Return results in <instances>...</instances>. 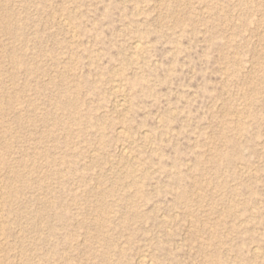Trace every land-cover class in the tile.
Listing matches in <instances>:
<instances>
[{
  "label": "rangeland",
  "instance_id": "1",
  "mask_svg": "<svg viewBox=\"0 0 264 264\" xmlns=\"http://www.w3.org/2000/svg\"><path fill=\"white\" fill-rule=\"evenodd\" d=\"M0 264H264V0H0Z\"/></svg>",
  "mask_w": 264,
  "mask_h": 264
},
{
  "label": "bare ground",
  "instance_id": "2",
  "mask_svg": "<svg viewBox=\"0 0 264 264\" xmlns=\"http://www.w3.org/2000/svg\"><path fill=\"white\" fill-rule=\"evenodd\" d=\"M7 27V26H6ZM16 30V29H15ZM134 48L136 49V50H139L140 49V45H139V43L138 44H135V46H134ZM121 133H123V130H121L120 131ZM2 236V235H1ZM2 242V241H1ZM260 254V253H259ZM142 262L143 263H146V260H142Z\"/></svg>",
  "mask_w": 264,
  "mask_h": 264
}]
</instances>
